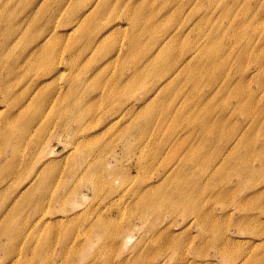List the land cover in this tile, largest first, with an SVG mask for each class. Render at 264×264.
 <instances>
[{
  "label": "rangeland",
  "instance_id": "rangeland-1",
  "mask_svg": "<svg viewBox=\"0 0 264 264\" xmlns=\"http://www.w3.org/2000/svg\"><path fill=\"white\" fill-rule=\"evenodd\" d=\"M123 149L119 180L173 168L176 182L101 215L137 225L115 263L264 264V0H0V264H40V210L72 181L46 195L43 172ZM76 182L82 210L115 189ZM198 185L200 208L169 197ZM85 217L53 230L56 264Z\"/></svg>",
  "mask_w": 264,
  "mask_h": 264
},
{
  "label": "bare ground",
  "instance_id": "bare-ground-1",
  "mask_svg": "<svg viewBox=\"0 0 264 264\" xmlns=\"http://www.w3.org/2000/svg\"><path fill=\"white\" fill-rule=\"evenodd\" d=\"M138 24L139 22L136 21V27ZM136 47L137 39H135L132 43V48L134 50ZM160 59L161 57L159 56L156 60ZM155 64L159 65V62ZM165 64L166 67L171 66L173 64V59L168 58L165 61ZM150 136L152 135H149L148 137ZM148 137L144 138V144L149 142ZM171 154L174 159L178 160L183 155L180 148H175ZM205 158V156H202V161L205 160ZM240 160L245 165V163L247 164L249 162L250 158L249 156H246L244 159L241 157ZM123 161H130L129 152L125 149L121 152L113 150L111 152L108 151L107 153L95 151L93 153L89 152L87 156H84L79 164L77 172L69 174L67 177L65 175L63 178L61 177L58 179L56 174L52 171L49 174L43 172L42 181L43 184L44 182L46 184V187L44 186L46 195L53 193V191L56 193L63 187L64 182L70 177L72 178V181L71 186L65 190L63 195L55 197L52 211H48L47 208H45L47 204H49L48 199L44 202L45 207L40 210L41 217L39 222L43 225L42 234L45 238L43 251L40 255V264H56L55 261L57 253L54 246L55 242L50 236L53 233V230L62 226L64 223H74L84 215H86L84 218L85 223L87 226H91L89 234L79 233L75 235L71 230L69 232L66 229V236H63L64 241L60 248L68 250L69 257L72 258L68 264H126V260L115 263L111 254L113 252V248L119 247L120 249H123L128 246V242L131 238V232L136 229L137 225L130 224L125 227L114 223L112 217H102L101 215L111 212L112 208H122L126 202L133 200L136 196L138 198L157 200L160 196H162V190L164 188L168 186L173 187L175 185L176 177L173 171L174 169L167 168L159 176L149 177V179L142 183L138 189L137 183L134 184V182L130 180L129 175L125 174L124 178L119 180V173L126 170V168L119 165ZM246 168L248 167L246 166ZM61 174L64 175V172ZM76 177L78 179L88 180L96 191L98 188H103V186L107 185L114 186L115 189L112 192L109 191L106 197L100 198L96 202V207H93L91 204L88 208L82 210L83 208L76 201V199L79 195L82 197L86 196L82 192L78 193L76 191L75 187L78 185V182L74 183V179ZM201 192V186L198 185L193 192L178 190L175 195L170 194L169 197L171 198L174 196L175 198V196H177L183 204L190 205V208H200ZM65 204L71 205L69 213L59 208ZM55 211L56 216L52 217ZM51 219L57 220L51 225L50 223L53 222ZM201 220L203 223H207V216L201 217ZM8 222L10 223V221ZM103 233L107 236L109 246H107L104 251L98 250L94 254H88L87 252H90L94 248L96 241L104 235ZM137 245L134 244L133 252L137 250ZM176 245L180 249L185 248L183 241H176ZM140 259H142L141 256L137 260L139 261ZM161 259L163 260L161 264H166L170 261L169 255H164ZM137 264L141 263L138 262Z\"/></svg>",
  "mask_w": 264,
  "mask_h": 264
}]
</instances>
